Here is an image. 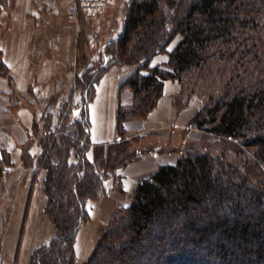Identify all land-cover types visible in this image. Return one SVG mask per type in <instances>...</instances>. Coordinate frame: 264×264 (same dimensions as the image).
<instances>
[{"label": "trees", "instance_id": "obj_1", "mask_svg": "<svg viewBox=\"0 0 264 264\" xmlns=\"http://www.w3.org/2000/svg\"><path fill=\"white\" fill-rule=\"evenodd\" d=\"M6 6L0 0V16ZM105 47L107 65L75 82L81 103L74 115L82 118L39 141L36 171H46L56 235L36 250L32 264H76L88 202L105 197L106 181L145 153L130 150L138 138L125 123L146 118L167 81L181 84L179 108L194 96L207 98L189 123L206 145H190L176 163L141 180L86 264H264V0H130L122 32ZM159 54L168 60L151 66ZM122 65L136 66L123 84L133 102L119 103L116 140L94 144L89 107L97 84ZM0 75L11 76L2 60ZM32 159L23 149V162L30 166ZM13 166L0 147V183Z\"/></svg>", "mask_w": 264, "mask_h": 264}, {"label": "crops", "instance_id": "obj_2", "mask_svg": "<svg viewBox=\"0 0 264 264\" xmlns=\"http://www.w3.org/2000/svg\"><path fill=\"white\" fill-rule=\"evenodd\" d=\"M68 1L7 0V6L0 16L1 60L11 75V80L0 77V130L8 134L6 138L0 136V147L7 149L14 164L20 165L26 172H33L32 168L24 167L22 160V152L29 141L35 119L33 101L37 97L48 100L59 95L62 87L71 82L72 70L77 64V33L81 27H74L66 19ZM128 2L120 0L105 24L97 27L100 40L105 38L106 44L122 32V10ZM94 36L89 35L88 38L92 41ZM167 60V54H159L152 59L151 66L161 65ZM135 70V65L114 66L98 82L89 107L91 140L94 144L115 141L119 103L129 106L133 102L131 89L123 87V84ZM180 91L178 82L167 81L157 107L146 118L127 121L125 129L138 133L139 136H136L141 139L142 145H168L169 139H173L179 131L183 132L199 110L200 107L195 106L197 101L204 102L193 98L188 106L179 109L174 101ZM35 149L33 157L39 152L37 146ZM140 149L145 150L143 147ZM145 151L140 159L120 169L118 178L106 181L108 193L105 197L88 202L89 220L80 228L75 243L76 264H86L103 229L117 212L130 206L138 183L151 177L160 166L174 164L179 158L178 155L171 158L163 150ZM44 179L40 178L42 183Z\"/></svg>", "mask_w": 264, "mask_h": 264}, {"label": "rangeland", "instance_id": "obj_3", "mask_svg": "<svg viewBox=\"0 0 264 264\" xmlns=\"http://www.w3.org/2000/svg\"><path fill=\"white\" fill-rule=\"evenodd\" d=\"M119 1L120 0H118L116 4H118ZM114 6L108 10L107 15L99 23L80 22L79 27L81 28L78 31L79 33H77V64L72 70L71 82L69 84L67 82L66 85L62 87V92L59 95H56L48 100L44 97H37L35 98L36 100L33 101L34 103L32 104V110L35 118V124L33 123L34 128L33 126L31 128V135H35V141H28L24 147V150L29 156H31L33 152L36 151L35 146H37L39 150L37 153H40L39 141L41 138L46 136V131L54 129L58 130L62 124L69 123L73 121V119L79 120L82 118V114L77 116L74 115V112L79 111L81 103L80 93H76L75 91V82L76 79H81L83 75L92 74L94 71L100 70L103 66L107 65L106 61L104 64L101 63L105 54L107 53V49L105 47L107 40L105 38L100 40V30H97V27H99V25L102 26L105 24ZM126 8L127 5H125L124 9L122 10L123 18ZM72 25L74 27H78V25ZM95 34L96 36H94ZM89 35H92V37L94 36L92 41L90 38H88ZM176 42L177 40H175L174 44L170 46V50L174 48ZM80 63L84 65L82 69H80ZM1 76L3 75H0V77ZM9 77L8 78L11 79V76ZM186 78H189V76H186ZM193 98H198L204 101H197L195 105L196 107L201 108L203 107V104L207 102V98L204 96H194L191 98V100ZM174 105L176 106L175 101ZM186 106L182 107L181 109L185 108ZM189 123L190 122L186 124L185 130H182V134L179 131L177 134H175L173 139L170 138L169 142L167 141L168 145L163 146L164 149L162 146H153L151 143H145V145H142L143 142L141 144V139H138L137 141H132L130 150L134 151L135 148H138L139 150L137 151H140L141 147H143L145 150H149V152H161V150H163L166 153L165 155L174 158L176 155L180 156V154L192 144H202V146H205L206 137H204V140L202 133L196 129L190 128ZM0 132L1 137H8V134L3 133L1 130ZM130 133H132L134 136L138 135V133ZM53 134L56 136L54 131ZM216 148L218 150L220 146L216 145ZM2 149L8 151L5 148ZM92 152L93 149L89 151V157L90 154L92 155ZM37 153L34 154V159H32V161H28V163H31L30 166H27L23 162L24 167L32 168L33 172L27 171V173L20 165L16 166L14 164L12 172L3 178L0 183V254L3 264H32L34 256H36V250L48 243V241L56 235L55 225L51 216L47 213L48 197L44 192V174L46 178V171L43 169L36 171V158L38 157ZM90 158L92 159L93 155ZM54 159L57 160L55 156ZM40 171H44L42 176H40V173H42ZM40 178L44 179L43 183L41 182Z\"/></svg>", "mask_w": 264, "mask_h": 264}, {"label": "built area", "instance_id": "obj_4", "mask_svg": "<svg viewBox=\"0 0 264 264\" xmlns=\"http://www.w3.org/2000/svg\"><path fill=\"white\" fill-rule=\"evenodd\" d=\"M118 0H69L67 19L72 25L80 22L99 23Z\"/></svg>", "mask_w": 264, "mask_h": 264}]
</instances>
